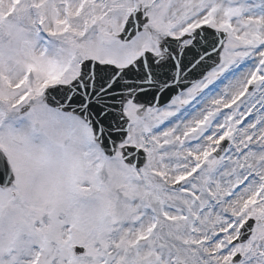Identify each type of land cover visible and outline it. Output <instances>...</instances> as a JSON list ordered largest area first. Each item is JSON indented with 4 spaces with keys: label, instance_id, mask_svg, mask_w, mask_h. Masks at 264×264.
Wrapping results in <instances>:
<instances>
[{
    "label": "rangeland",
    "instance_id": "374dc122",
    "mask_svg": "<svg viewBox=\"0 0 264 264\" xmlns=\"http://www.w3.org/2000/svg\"><path fill=\"white\" fill-rule=\"evenodd\" d=\"M13 1L0 0V149L15 176L10 190H0V264H34L37 256L42 257L41 264L230 262L229 254L219 260L206 257L220 250L219 243L211 248L194 246L191 251L193 234L187 226L205 208V227L194 228L197 233L204 229V235L252 219L256 226L242 249L244 263L264 264V68L250 79L264 55V0H23L17 20L7 22L3 16ZM207 2L213 26L229 36L216 71L225 68L226 79L208 94L218 115L214 127L208 124V133L200 126L205 113L199 107L184 115L185 123L169 122L178 112L173 110L175 104L135 120L126 145L143 149L148 156L146 168L136 173L118 156L104 158L82 122L44 106L37 90L41 83L61 79L64 70L70 71L65 76L70 82L81 59L121 66L143 51H153L157 36H172L175 27L203 13ZM137 6L146 9L149 23L133 41L121 44L116 36ZM37 23L43 24L42 37ZM61 31L68 32L66 42L49 40V35ZM250 83L253 90L238 106L217 113V105L234 101ZM18 85L24 88L21 92L8 91ZM23 91L33 99L30 113L16 117L9 107ZM162 121L168 123L165 128ZM193 129L198 133L188 139L184 134ZM222 139L230 143L225 156L210 159L181 190L170 193L152 177L160 173L169 185ZM245 179L248 184L232 193ZM218 202L221 206L216 207ZM159 208L162 219L174 223L158 222L159 231L148 244L136 243L148 234ZM73 246L84 248L86 255L72 258Z\"/></svg>",
    "mask_w": 264,
    "mask_h": 264
},
{
    "label": "water",
    "instance_id": "95a60500",
    "mask_svg": "<svg viewBox=\"0 0 264 264\" xmlns=\"http://www.w3.org/2000/svg\"><path fill=\"white\" fill-rule=\"evenodd\" d=\"M143 13H133L125 24L118 39L130 42L144 27L140 21ZM222 43V41H220ZM204 51V49H202ZM219 47L212 53L217 57ZM171 51V50H170ZM144 53L127 70H117L109 66H100L92 61L82 64L80 77L68 88L60 89L55 100L47 103L54 108L80 117L93 131L94 141L108 157L115 156L117 147L126 137L127 123L122 115L126 99L134 103L152 107L162 106L194 81L188 74H183L187 81L180 83L178 78L168 80L160 73L159 67ZM214 66L216 63H212ZM191 74V73H190ZM121 159L127 167L140 169L144 164L143 155L132 149H121ZM13 178L6 161L0 154V187L7 189ZM243 238L242 241H245ZM73 256L85 254L83 249L73 248Z\"/></svg>",
    "mask_w": 264,
    "mask_h": 264
},
{
    "label": "bare ground",
    "instance_id": "6f19581e",
    "mask_svg": "<svg viewBox=\"0 0 264 264\" xmlns=\"http://www.w3.org/2000/svg\"><path fill=\"white\" fill-rule=\"evenodd\" d=\"M16 16V15H15ZM125 57V56H124ZM130 57L129 56H127V58L126 59H129ZM182 186V185H181Z\"/></svg>",
    "mask_w": 264,
    "mask_h": 264
}]
</instances>
